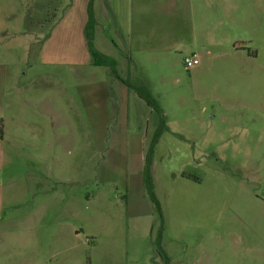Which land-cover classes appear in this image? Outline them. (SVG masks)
<instances>
[{
    "label": "rangeland",
    "instance_id": "374dc122",
    "mask_svg": "<svg viewBox=\"0 0 264 264\" xmlns=\"http://www.w3.org/2000/svg\"><path fill=\"white\" fill-rule=\"evenodd\" d=\"M191 1L196 33L172 54L152 53L141 73L169 128L156 154L158 243L160 218L135 182L159 116L138 105L109 112L114 103L92 88L102 67L45 54L52 25L39 24L37 0H0V117L13 79L26 92L9 127L20 136L3 145L4 175L15 180L0 215V264H165L162 251L169 264H264V0ZM55 2H42L44 20ZM191 49L201 66L187 70ZM49 171L54 189L42 192L33 179Z\"/></svg>",
    "mask_w": 264,
    "mask_h": 264
},
{
    "label": "crops",
    "instance_id": "0c3cea01",
    "mask_svg": "<svg viewBox=\"0 0 264 264\" xmlns=\"http://www.w3.org/2000/svg\"><path fill=\"white\" fill-rule=\"evenodd\" d=\"M43 1L37 0L34 4L37 5L38 11L35 12V15H39V24L50 23L52 25L45 43L47 46L45 54L53 57H68L72 62L71 67L74 69L86 68L97 72L100 69H96V67H102V71L100 70L99 73L101 79L92 88H96V85L98 88L100 87L99 95L104 99V102L107 104L114 103V109L112 108L113 110L109 112L117 114L121 105H124V110L129 112L131 108L137 105L141 109L145 106L146 110L149 108L153 112L137 93L130 90L125 84L112 76L110 68L95 66L93 64L86 38V27L89 20V5L91 0H55L54 8L58 7V9L56 14L51 16L50 22L42 18L45 13H42V9L46 5L42 3ZM191 3V0H93V11L96 20L95 47L103 55L117 62L118 72L123 79L129 80L134 84L144 83L154 94L152 81L148 76L141 73L148 70L147 66L149 65V59L152 53L161 55L172 54L186 45V32L196 33L197 27L196 29L194 28L196 24L194 23V10L191 7ZM234 48L240 52H243L244 49L241 44L236 45ZM254 56H257V54L254 51H250L249 57ZM188 57L199 58V66H201L200 55L192 51V49ZM53 71L54 66H51L49 72ZM138 72H140V75H138ZM11 84L13 85V94L10 96L5 95L7 99L5 100L4 110L7 113V117H0L4 121V137L0 140V150L3 154L1 155L0 161V215L4 209L5 194L8 195L14 190L13 184L15 180L13 179L12 182L10 176L4 175L6 164L9 166V159H7L4 146L6 142L12 140V136H20V131L17 134H13L9 130V127L14 126L15 124L12 121L19 118L17 114L21 107L20 100L23 99L22 96L24 95L22 94L26 93L23 92V86L18 80V77L13 79ZM24 88L26 89L25 86ZM34 88H37V86L35 87L33 82H30L29 90L31 95L29 97L32 98V101L29 103L30 107H34L39 99L38 95L33 92ZM49 89L50 87H48L47 91ZM62 96L65 99L67 94L64 93ZM48 108L45 109L44 117L51 119L54 116L50 109L46 111ZM157 127L152 132L149 140L147 142L143 141L144 163L140 176L137 182H135L141 199L142 197L143 199L145 198V207L146 205L148 207L146 199L148 195L144 186L142 172L145 166L146 153ZM164 135L165 133L162 135L156 147L152 166L156 195V154ZM41 180L42 182H38L33 179L37 184L41 185L42 183L43 185L41 188L38 187V190L42 192L48 191L50 193L54 189V187L52 189L49 188V185L54 180L51 172L49 171L47 176H43ZM130 207L134 209L137 216L147 215L146 210L141 211L137 209L143 208V205H140V203L136 204L134 199ZM36 264L39 263L37 262Z\"/></svg>",
    "mask_w": 264,
    "mask_h": 264
},
{
    "label": "trees",
    "instance_id": "16d2710c",
    "mask_svg": "<svg viewBox=\"0 0 264 264\" xmlns=\"http://www.w3.org/2000/svg\"><path fill=\"white\" fill-rule=\"evenodd\" d=\"M95 28H96V20L94 16V11H93V0H91V3L89 5V20L88 24L86 27V38H87V44L88 48L93 60V64L95 66H105L110 68L112 76L125 84L130 90L134 91L135 93L138 94V96L146 102V104L159 116L160 122L155 130L150 145L148 147L146 157H145V166L142 172L143 176V181H144V186L147 192L148 197L152 201L156 214L160 218V230H159V235H158V243H160L164 228H165V221H164V214L163 210L161 207V203L156 195L155 191V181L152 175V166L154 162V156H155V151L156 147L162 137V135L166 132L169 131L167 121H166V116L164 113V110L158 101V99L154 96L152 91L149 89L148 86H146L144 83L140 84H134L131 83L129 80L123 79L119 72H118V67H117V62L105 55H103L101 52H99L94 44V39H95ZM4 137V121L3 119H0V140H2ZM184 177L188 180H191L195 183H201L202 180L200 177L195 176V175H184ZM162 255L165 259V264H169L170 260L169 257L165 254L164 251H162ZM89 264V262H88Z\"/></svg>",
    "mask_w": 264,
    "mask_h": 264
},
{
    "label": "built area",
    "instance_id": "2783aa9c",
    "mask_svg": "<svg viewBox=\"0 0 264 264\" xmlns=\"http://www.w3.org/2000/svg\"><path fill=\"white\" fill-rule=\"evenodd\" d=\"M187 70L195 68L200 65V60L197 57H188L184 61Z\"/></svg>",
    "mask_w": 264,
    "mask_h": 264
}]
</instances>
